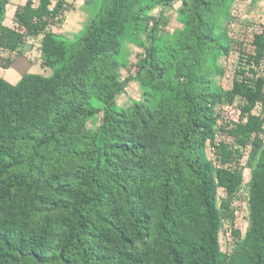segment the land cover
<instances>
[{
	"label": "trees",
	"instance_id": "trees-1",
	"mask_svg": "<svg viewBox=\"0 0 264 264\" xmlns=\"http://www.w3.org/2000/svg\"><path fill=\"white\" fill-rule=\"evenodd\" d=\"M157 2L99 0L96 15L76 40L49 29L62 22L65 0L37 5L27 0L15 10L21 29L33 37L43 34L45 65L52 58L62 65L50 76L26 73L16 83L0 77V264H264V147L250 182L251 226L231 252L220 245L222 208L231 205L219 206L218 189L233 195L244 175L232 164L242 156L239 148L217 143V134L226 132L241 148L264 144V117L254 113L260 101L264 104V83L256 70L264 59V34L255 35L249 67L242 65L229 92L212 79L225 72L218 56L233 51L235 41L217 26L234 0H198L181 63L175 47L179 32L172 37L175 45L148 46V63L138 78L150 92V105L152 92L164 93L153 106L170 136L149 153L157 171L144 169L143 142L125 141L126 127L130 133L146 132L148 118L138 114L144 108L150 113V106H139L137 116L106 107L92 156L72 181L62 180L51 159L36 161L39 149L60 144L100 111L97 102L120 91L119 39L130 28L138 37ZM9 3L0 0V43L14 50L23 35L4 26ZM237 97L243 100L241 118L221 123L216 107ZM208 141L222 165L218 168L208 158ZM126 157L135 159L133 166L127 167ZM47 205L58 213L60 229L36 220ZM151 237L153 243L145 245Z\"/></svg>",
	"mask_w": 264,
	"mask_h": 264
},
{
	"label": "rangeland",
	"instance_id": "rangeland-1",
	"mask_svg": "<svg viewBox=\"0 0 264 264\" xmlns=\"http://www.w3.org/2000/svg\"><path fill=\"white\" fill-rule=\"evenodd\" d=\"M26 1L10 0L7 5L6 18L3 22L5 27L15 29L23 35L21 43L14 50L0 43V77L4 76L9 82L13 83L18 82L26 73H39L50 76L62 65V60L55 58L51 59L50 65H45L46 58L42 51L43 34L36 37L30 36L15 21L16 8ZM33 1L36 5L39 3V0ZM65 1L68 3V7L62 22L50 26L49 29L60 37L76 40L96 15L99 0ZM197 7L198 0H158L154 7L149 10L144 23L145 28L138 37L133 38V29L126 30L124 34L126 37L119 39L117 44L119 48L117 56L123 57L122 62L116 69L117 86L120 91L104 102H97L100 111L90 120L81 122L60 144L46 149H39L36 161L42 163L51 159V165L54 166L56 173L61 176L62 180L72 181L79 167L92 156V139L103 123L106 107L112 106L119 113L137 116L136 110L139 106H150V113L144 108L138 114L144 113V116L148 118L146 132L138 130L130 133V128L126 127L128 134L125 141L135 139L143 142L146 145V152L142 159L144 169L146 173L157 171L159 165H155L150 161L149 153L152 149L161 146L163 141L169 139L170 136L165 124L158 121V118H160L159 107L153 106V102L163 98L164 93L162 91L155 92L157 94L155 96V93L152 92L154 95L151 96L152 105H150L147 99L150 92L143 86L138 78L140 76L138 73L141 71V65L148 63V60H146L148 46L151 44L175 45L172 37L177 32L180 33L178 36L179 42L175 45L177 58H179L178 62L181 63L186 58L188 54L186 43L191 31L190 23L195 21L194 12ZM228 12L231 14V16L229 14L230 20L228 21V15L220 17L217 29L223 32L228 31L235 43L230 55L218 56V65L219 67L223 66L225 72L221 74L217 71L212 77L215 85L223 92H229L233 88L235 79L240 77L238 73L242 65L248 69L247 54L255 48L253 46L255 35L264 34V0H234ZM231 21L233 23L230 25ZM156 25L157 29L155 30ZM243 48L245 50H242ZM10 60H14V62L10 63ZM176 64L174 63L173 66L176 67ZM256 70L261 75L264 83V59L260 66H256ZM171 76L175 77L176 75L172 72ZM160 83V81L157 82L158 86L161 87ZM241 105H243V100L237 97L231 104L217 106L216 110L221 114V123L238 121L241 118ZM254 113L264 117V104L261 101L254 109ZM220 141L230 144L233 150L239 148L242 154V156L232 161L234 167L242 168L244 175L242 185L231 196L223 188L219 187L218 189L219 206H222V203L231 205L228 210L222 208L223 229L220 233L221 250L231 252L239 245L238 243L244 238L251 226L250 182L252 171L256 166L264 144L257 147L248 145V147L241 148L226 132L219 130L216 142L220 143ZM206 152L216 168L222 166L215 161L216 156L210 141L207 143ZM134 161L133 157H126L127 167L133 166ZM139 171L141 172V170ZM37 218L42 222H47L51 226L50 229H60L57 224L58 213L49 210L48 205L40 209L36 220ZM101 224L98 223V225ZM34 225L37 227L38 223L34 222ZM237 231L241 233V236L236 234ZM152 243V237L145 241V245H151ZM141 245L143 243H136V246L140 247Z\"/></svg>",
	"mask_w": 264,
	"mask_h": 264
},
{
	"label": "crops",
	"instance_id": "crops-1",
	"mask_svg": "<svg viewBox=\"0 0 264 264\" xmlns=\"http://www.w3.org/2000/svg\"><path fill=\"white\" fill-rule=\"evenodd\" d=\"M25 3H26V2H25ZM25 3H24V4H25ZM22 5H23V4H22ZM20 6H21V5H20ZM16 9H17V8H16ZM1 77H2V78H5L4 76H1ZM5 79L7 80V78H5ZM10 82H11V81H10ZM12 83H13V82H12ZM15 83H16V82H15Z\"/></svg>",
	"mask_w": 264,
	"mask_h": 264
},
{
	"label": "built area",
	"instance_id": "built-area-1",
	"mask_svg": "<svg viewBox=\"0 0 264 264\" xmlns=\"http://www.w3.org/2000/svg\"><path fill=\"white\" fill-rule=\"evenodd\" d=\"M232 23H233V21H231V22H230V25H231ZM252 52H254V49H253V51H252ZM252 52H251V53H252Z\"/></svg>",
	"mask_w": 264,
	"mask_h": 264
}]
</instances>
